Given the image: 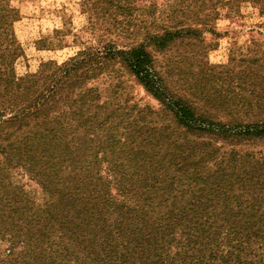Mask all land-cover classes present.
Listing matches in <instances>:
<instances>
[{
	"label": "trees",
	"instance_id": "16d2710c",
	"mask_svg": "<svg viewBox=\"0 0 264 264\" xmlns=\"http://www.w3.org/2000/svg\"><path fill=\"white\" fill-rule=\"evenodd\" d=\"M6 9L0 0L2 25L17 16ZM178 32L51 75L43 65L17 77L0 46V264H264V121H212L168 91L146 48L163 51ZM116 58L169 122L94 110L89 65ZM18 168L42 189L43 207L13 186Z\"/></svg>",
	"mask_w": 264,
	"mask_h": 264
},
{
	"label": "rangeland",
	"instance_id": "374dc122",
	"mask_svg": "<svg viewBox=\"0 0 264 264\" xmlns=\"http://www.w3.org/2000/svg\"><path fill=\"white\" fill-rule=\"evenodd\" d=\"M4 1L6 10L15 9L17 16L10 25L5 20L0 24L6 30H0V46H7L5 63L11 62L17 77L35 74L43 65L51 75L71 59L82 62L115 46H151L145 43L148 36L178 30L163 51L146 48L168 91L212 121H264V0H239L237 8L226 7L227 0ZM11 40L20 49L14 61ZM100 62L101 69L94 61L89 65L98 77L84 83L100 96L96 112L118 114L129 122L153 119L156 126L170 121L118 58ZM2 139L6 135L0 137L4 146ZM9 178L37 207L44 206L42 189L22 168Z\"/></svg>",
	"mask_w": 264,
	"mask_h": 264
}]
</instances>
